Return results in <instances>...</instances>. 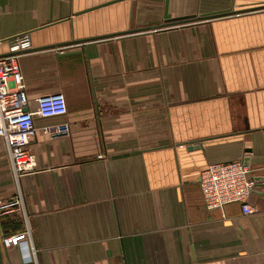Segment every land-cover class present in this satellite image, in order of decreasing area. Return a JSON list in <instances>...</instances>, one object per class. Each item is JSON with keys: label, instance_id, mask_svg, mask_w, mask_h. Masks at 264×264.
Returning a JSON list of instances; mask_svg holds the SVG:
<instances>
[{"label": "crops", "instance_id": "0c3cea01", "mask_svg": "<svg viewBox=\"0 0 264 264\" xmlns=\"http://www.w3.org/2000/svg\"><path fill=\"white\" fill-rule=\"evenodd\" d=\"M25 33L31 104L62 93L68 111L35 117L22 190L37 253L22 244L5 262L264 264V183L248 214L208 210L199 186L236 160L264 180V0H0V37ZM16 192L0 140V201ZM5 222L26 229L20 210Z\"/></svg>", "mask_w": 264, "mask_h": 264}, {"label": "built area", "instance_id": "2783aa9c", "mask_svg": "<svg viewBox=\"0 0 264 264\" xmlns=\"http://www.w3.org/2000/svg\"><path fill=\"white\" fill-rule=\"evenodd\" d=\"M6 42L8 51L3 53L2 46ZM30 48L32 40L28 33L0 37V140L10 159L17 190L11 199L0 201V217L20 210L26 221V229L22 232L5 235L0 230V245L5 258L11 248L25 244L30 252L29 260L33 262L37 249L28 226L22 179L36 170L35 155L29 149L30 142L37 134L35 117L65 115L68 107L62 93L40 97L35 106L31 104L21 65L22 53ZM69 129V124L56 126L53 133L67 134ZM45 130L51 131L50 127H45ZM261 183L264 180L253 175L251 166L241 160L210 164L199 178L204 205L208 210L239 203L246 214L252 211L248 207V200ZM4 264L10 263L4 261Z\"/></svg>", "mask_w": 264, "mask_h": 264}, {"label": "water", "instance_id": "95a60500", "mask_svg": "<svg viewBox=\"0 0 264 264\" xmlns=\"http://www.w3.org/2000/svg\"><path fill=\"white\" fill-rule=\"evenodd\" d=\"M229 13H232V12L231 11H222V12H213L210 14H202V15L181 16V17H176V18H171V19L166 20L165 23L162 24V26H170V25H177V24H181V23L200 21L203 19H210V18H214V17L221 16L224 14H229ZM142 29H145V28H142ZM137 31H138V29H131V30H128L127 32H122V33H133V32H137ZM89 39H94V38H89ZM77 41H82V40H77ZM123 155L127 156L129 154H123ZM0 264H4V253L2 251L1 245H0Z\"/></svg>", "mask_w": 264, "mask_h": 264}, {"label": "trees", "instance_id": "16d2710c", "mask_svg": "<svg viewBox=\"0 0 264 264\" xmlns=\"http://www.w3.org/2000/svg\"><path fill=\"white\" fill-rule=\"evenodd\" d=\"M3 225H4V227H5L4 234H5V235L12 234L10 231L7 230V227L10 225V223H8V222L6 223V222H5Z\"/></svg>", "mask_w": 264, "mask_h": 264}]
</instances>
